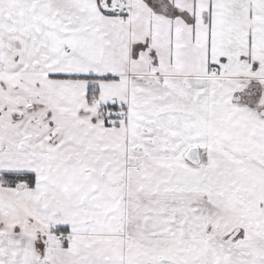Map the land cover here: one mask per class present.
I'll return each mask as SVG.
<instances>
[{"label": "snow or ice", "instance_id": "6c2138e0", "mask_svg": "<svg viewBox=\"0 0 264 264\" xmlns=\"http://www.w3.org/2000/svg\"><path fill=\"white\" fill-rule=\"evenodd\" d=\"M0 264H264V0H0Z\"/></svg>", "mask_w": 264, "mask_h": 264}]
</instances>
